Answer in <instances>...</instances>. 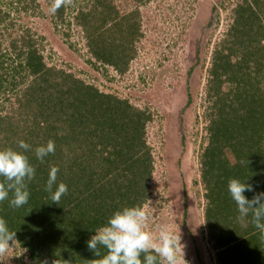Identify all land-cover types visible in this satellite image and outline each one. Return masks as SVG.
<instances>
[{
  "label": "trees",
  "instance_id": "16d2710c",
  "mask_svg": "<svg viewBox=\"0 0 264 264\" xmlns=\"http://www.w3.org/2000/svg\"><path fill=\"white\" fill-rule=\"evenodd\" d=\"M89 3L81 1L87 10L82 6L75 17L88 62L124 74L141 37L139 26L131 15L121 16L111 0ZM63 13L60 8L59 19ZM215 15L217 7L212 24ZM233 17L210 71V140L201 155L205 219L219 264H264V240L252 224L241 226L227 191L231 178L249 179L257 192L264 191V0H242ZM12 49L19 61L16 73L26 72V77L10 82L7 94L20 89L17 103L0 113V150L17 149L20 140L31 145L25 154L36 176L27 182L29 202L15 209L8 200L0 202V217L16 232L30 264L55 259L59 264H98L86 243L94 231L117 209L143 206L150 197L154 160L146 129L152 116L71 73L48 68L27 35L14 40ZM49 140L55 151L40 162L34 149ZM53 166L57 184L68 188L59 204L44 190ZM245 195L251 199L254 193Z\"/></svg>",
  "mask_w": 264,
  "mask_h": 264
},
{
  "label": "rangeland",
  "instance_id": "374dc122",
  "mask_svg": "<svg viewBox=\"0 0 264 264\" xmlns=\"http://www.w3.org/2000/svg\"><path fill=\"white\" fill-rule=\"evenodd\" d=\"M20 1L0 0V113L17 103L20 88L7 94L10 82L26 77V72L16 73L19 61L12 49V42L26 35L48 68L71 73L150 113L146 140L154 162L150 197L143 205L147 230L155 233L158 225L168 223L181 243V264H219L205 219L201 155L210 140L208 90L214 53L227 40L233 10L242 0H111L121 16L133 17L141 33L124 74L89 64L83 31L75 24L83 0H61L60 19L58 11H49L55 0ZM214 7L218 15L212 24ZM228 157L233 162L231 153ZM0 264L30 262L16 243L0 256Z\"/></svg>",
  "mask_w": 264,
  "mask_h": 264
},
{
  "label": "clouds",
  "instance_id": "9594fccd",
  "mask_svg": "<svg viewBox=\"0 0 264 264\" xmlns=\"http://www.w3.org/2000/svg\"><path fill=\"white\" fill-rule=\"evenodd\" d=\"M61 0H55L50 8L55 13ZM31 145L24 140L18 142L17 149L0 150V202L8 200L11 208H21L29 202L28 183L36 176V169L27 155ZM55 144L49 140L34 149L35 157L43 162L45 157L54 153ZM57 167H51L44 190L49 198L59 204L67 193V185L57 184ZM247 180L231 178L227 182V191L236 205L237 220L242 227L252 224L264 240V191H256ZM254 195L249 199L245 193ZM148 213L144 206H124L107 219L105 225L97 228L95 234L86 242L88 249L99 257L98 264H181L180 240L168 223L157 226L155 233L147 230ZM16 232L12 231L7 221L0 217V256L15 247ZM102 250H106L102 254ZM44 264H59V259L45 261ZM73 264V261H67Z\"/></svg>",
  "mask_w": 264,
  "mask_h": 264
},
{
  "label": "flooded vegetation",
  "instance_id": "af4514ba",
  "mask_svg": "<svg viewBox=\"0 0 264 264\" xmlns=\"http://www.w3.org/2000/svg\"><path fill=\"white\" fill-rule=\"evenodd\" d=\"M5 1H7V0H5ZM18 1H20V0H18ZM21 2V1H20ZM143 2H144V4H145V1L143 0ZM1 3H4L3 1H1ZM136 4H140V3H142V2H135Z\"/></svg>",
  "mask_w": 264,
  "mask_h": 264
}]
</instances>
